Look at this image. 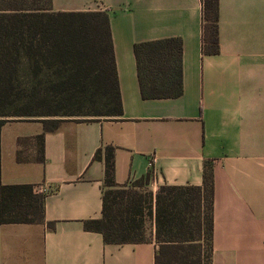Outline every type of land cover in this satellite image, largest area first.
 Masks as SVG:
<instances>
[{
  "label": "crops",
  "instance_id": "0c3cea01",
  "mask_svg": "<svg viewBox=\"0 0 264 264\" xmlns=\"http://www.w3.org/2000/svg\"><path fill=\"white\" fill-rule=\"evenodd\" d=\"M50 10L107 13L122 114L2 125L0 181L42 195L43 221L0 222V264H154V235L105 243L84 227L102 214L107 146L114 182L149 174L153 194L201 186L208 162L211 264H264V0H218L215 54L202 50L200 0H50ZM171 37L182 42V92L143 98L133 46Z\"/></svg>",
  "mask_w": 264,
  "mask_h": 264
},
{
  "label": "trees",
  "instance_id": "16d2710c",
  "mask_svg": "<svg viewBox=\"0 0 264 264\" xmlns=\"http://www.w3.org/2000/svg\"><path fill=\"white\" fill-rule=\"evenodd\" d=\"M201 2L202 50L219 51L218 0ZM25 0H0V129L10 117L39 118L45 130L63 116L116 117L122 103L109 17L104 11H51ZM143 98L182 92V42L171 37L135 43ZM43 159V135L34 137ZM94 159L101 158L100 148ZM105 188L99 219L84 227L105 243L143 241L145 211L153 217L154 264H211L213 178L205 163L201 186H160L138 191L150 175L131 185L114 182L113 147L105 149ZM43 221V196L31 185L0 181V222Z\"/></svg>",
  "mask_w": 264,
  "mask_h": 264
},
{
  "label": "rangeland",
  "instance_id": "374dc122",
  "mask_svg": "<svg viewBox=\"0 0 264 264\" xmlns=\"http://www.w3.org/2000/svg\"><path fill=\"white\" fill-rule=\"evenodd\" d=\"M25 3H27L28 5L35 4V5L44 6V7L48 6L47 0H25ZM75 117L76 118H86V117H82V116H63L62 119L75 118ZM10 118L19 119V118H35V117H10ZM132 183H130L128 185H131ZM135 187L138 191H141L143 193H144V191H151V190H149L147 183L144 184L143 186H140V184H137ZM143 221H144V224H143V228H142L143 230H142V234H141L143 237V240L151 239L154 235V233H153L154 232V230H153V228H154L153 217L145 211V215L143 216Z\"/></svg>",
  "mask_w": 264,
  "mask_h": 264
},
{
  "label": "built area",
  "instance_id": "2783aa9c",
  "mask_svg": "<svg viewBox=\"0 0 264 264\" xmlns=\"http://www.w3.org/2000/svg\"><path fill=\"white\" fill-rule=\"evenodd\" d=\"M40 190H41V192H44L46 190V188L45 187H41Z\"/></svg>",
  "mask_w": 264,
  "mask_h": 264
}]
</instances>
